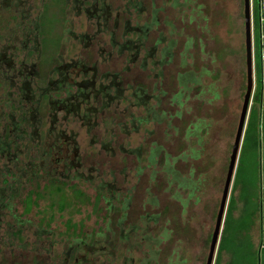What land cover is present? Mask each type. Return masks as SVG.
Masks as SVG:
<instances>
[{
    "label": "rangeland",
    "instance_id": "rangeland-1",
    "mask_svg": "<svg viewBox=\"0 0 264 264\" xmlns=\"http://www.w3.org/2000/svg\"><path fill=\"white\" fill-rule=\"evenodd\" d=\"M51 1L45 0V4ZM42 2L29 0L28 5H33L36 13L43 8ZM256 2L259 0H251L254 89L258 62L262 64L264 54L263 24ZM106 3L112 12L109 24L118 17V25L108 29L102 26L101 31L96 20L89 19L84 12L78 14L73 4L68 6L67 23H63L62 29V43L64 37L65 42L58 53L63 54L64 61L85 59L89 66L98 64V78L105 72H122V79L117 80L122 81L119 87L123 92L115 104L118 118L124 113V122L133 130L127 134L120 132L121 125L116 127L121 133L116 141L120 139L122 147L115 146V153L102 148V143H109L111 137H99L95 143L93 137H79L80 153L86 164L80 170L83 177L74 182L92 197L98 193L110 198L113 209L111 213L105 211L109 204L102 199L104 202L81 206L79 212L55 209L48 222L43 221V214L39 215L36 209L29 210L28 215L20 210V221L12 214L6 215L1 222L0 264H78L75 256H82V251L78 254L73 249L68 260L65 255L77 239L87 240L88 246L100 240L99 245L107 247L100 254H90V263L80 264H144L157 249L160 251L157 262L151 259L150 264L206 263L246 92L244 0H106ZM146 25L150 29L142 30ZM113 31L115 47L111 43ZM83 37L86 39L82 40ZM128 40L138 58L127 65L124 62L127 53L121 55L120 49ZM103 48L112 52L111 57L107 52L100 55ZM22 56L27 55L22 51ZM41 58L36 54L27 62L37 63L40 70ZM144 61L147 68L142 67ZM127 66L130 70L126 72ZM159 72L162 77L158 84L155 75ZM186 72L193 73L195 81L185 87L177 83V74ZM43 80L35 78L31 85H43ZM110 81L109 77L104 83ZM131 85L144 86L151 96L158 93V88L165 91L158 110L165 109L171 117L178 112L179 116L174 120L167 117L163 124L154 123L146 106L136 104L139 100L133 96ZM11 89L7 85L0 91L6 103L15 97V93L9 95ZM175 94L179 97L178 105L173 101ZM155 102L151 97L147 106H156ZM253 102L252 99L251 107ZM114 110H105L108 120ZM131 114L151 120L136 122V129L131 125ZM158 145L164 151L161 157L155 156L153 163L152 149ZM139 148L140 155L136 152ZM166 160L175 162L184 177L196 181L192 196L191 191L179 189L164 172ZM102 183L106 187L100 190ZM109 183L115 184L112 191ZM239 195L240 189H234L233 182L228 207L235 196L238 199L235 215L242 206ZM127 199L130 203L123 211ZM144 216H148L147 221ZM70 220L76 228L70 225ZM41 228L50 233H37ZM146 236L149 241L144 239ZM253 236L258 241V227ZM217 256L218 251L216 259ZM228 260L224 254L221 264H227Z\"/></svg>",
    "mask_w": 264,
    "mask_h": 264
},
{
    "label": "flooded vegetation",
    "instance_id": "flooded-vegetation-1",
    "mask_svg": "<svg viewBox=\"0 0 264 264\" xmlns=\"http://www.w3.org/2000/svg\"><path fill=\"white\" fill-rule=\"evenodd\" d=\"M41 1L43 8L35 13V7L28 5L29 0H0V91H4L9 85L12 88L9 95L15 93V97L7 103L1 99L4 94H0V236H3L1 222L5 220L6 215L12 214L13 218L20 221V210H23V215H28L29 210L36 209L39 215L43 214V221L48 222L49 217H53L54 209L58 210L54 208V184H60L67 191L70 186L78 185L74 183L75 180L83 177L80 170L84 168L86 162L80 153L79 137H93L92 143L97 142L99 137H111L109 143H102V148H110L115 153V146L122 147L120 139L116 141V137H121L116 127L121 125L120 132L127 134L133 130V128L129 130L128 124L124 122V113L118 118L115 104L123 92L119 87L122 81L117 80L122 79V72L109 71L98 78V64L89 66L85 59L64 61L63 54L58 53L65 42L64 37L62 43V37L64 24L67 23L66 10L70 4H73L78 14L84 12L89 19L96 20L100 31L102 26L103 29H108L118 25V17L112 25L109 24L112 17L111 6L106 0H50L51 4L47 2L45 4V0ZM144 28L149 30L150 26L146 25ZM112 35L111 43L115 47L117 41L114 39V31ZM85 39L86 37L82 38ZM104 50L100 49V55L107 52ZM22 51L31 59L22 56ZM132 51L131 42L125 41L120 54L127 53L128 58L124 61L127 65L137 61L138 55ZM152 53L153 50L147 53V57ZM36 54L42 57L40 70L37 69V63L27 62L32 61ZM106 55L111 57L112 52L109 51ZM146 65L147 62L144 61L142 67L147 68ZM127 70H130L128 66L126 72ZM155 76L159 84L162 72ZM109 77L111 81L105 84L104 80ZM181 77V74H177L178 84L182 83ZM35 78L44 79L43 85H31L32 81L35 83ZM130 88L133 96L139 100L136 104L146 106L148 116L152 115L154 123L163 124L167 117L174 120L179 116L178 112L171 117L165 109L161 112L158 110L166 93L160 91V88L158 95L154 93L153 96L149 95L144 86L131 85ZM151 97L155 99L156 106L148 107L147 100ZM173 101L176 105L180 104L178 94H175ZM107 108L115 109L109 120L105 116ZM131 117V125L136 129H138L136 122L142 124L151 120L149 117H135L134 114H131ZM174 134H177L176 128ZM163 151L164 148L158 145L152 149L151 154H156L159 158ZM136 152L140 155L141 148ZM172 164L175 171H178L175 162ZM163 170L166 171V162ZM109 184L112 191L115 184ZM176 184L178 186L177 182ZM105 185L106 183H102L100 190L105 188ZM98 197L100 203L104 202L102 200L104 199L109 204L105 211L111 213L113 201L96 193V196H93L95 203ZM128 203L130 201L127 199L123 211L128 208ZM146 218L148 216H144L143 220L147 221ZM36 232L46 235L50 233L45 228ZM99 236L103 235L100 233ZM149 238L144 237L148 241ZM100 243L101 241L97 240L92 246H71L65 252L66 259L72 257L74 249L79 252L78 254L80 251L83 252L82 256H75V262L90 263L92 258L90 254L106 251L107 247L99 245ZM147 248L149 249V246ZM159 253L158 249L155 250L151 259L157 262ZM151 259L147 258L143 263L150 264Z\"/></svg>",
    "mask_w": 264,
    "mask_h": 264
},
{
    "label": "trees",
    "instance_id": "trees-1",
    "mask_svg": "<svg viewBox=\"0 0 264 264\" xmlns=\"http://www.w3.org/2000/svg\"><path fill=\"white\" fill-rule=\"evenodd\" d=\"M258 3V2H256ZM262 3V4H261ZM259 6L260 17L264 18V0ZM145 28H142V30ZM256 89L253 105L247 121V127L239 157V163L234 179V189H240L239 200L242 206L238 215V199L232 197L225 217V223L218 248V256L215 264H221L222 257H229L227 264H264V84L263 69L258 62L256 71ZM183 85L195 81L193 73L181 74ZM140 94V93H139ZM142 95V94H140ZM156 154H152L150 160L154 163ZM166 171L172 176V182H177L182 190L191 191L197 188L196 181L184 177L175 171L172 162L166 160ZM262 172V174H261ZM66 191L60 184H54L53 199L54 208L61 212L66 209L79 212L81 206L95 205L100 201L83 191L78 185H73ZM262 205V208H261ZM55 210V209H54ZM72 226V220H70ZM76 228L73 224L71 227ZM258 227V241L254 239L253 231ZM88 246L87 240L77 239L73 246Z\"/></svg>",
    "mask_w": 264,
    "mask_h": 264
},
{
    "label": "water",
    "instance_id": "water-1",
    "mask_svg": "<svg viewBox=\"0 0 264 264\" xmlns=\"http://www.w3.org/2000/svg\"><path fill=\"white\" fill-rule=\"evenodd\" d=\"M261 0H259V4ZM244 19H245V47H246V66H247V84L246 92L243 98L242 110L240 113L235 140L232 146L227 173L222 187V196L216 215L214 230L211 235L209 251L205 264H215L217 251L219 248L221 235L225 223L231 189L235 179L239 157L244 140V135L247 127L251 101L255 88L254 78V57H253V42H252V3L251 0H244ZM263 57V54H262ZM262 208V205H261Z\"/></svg>",
    "mask_w": 264,
    "mask_h": 264
},
{
    "label": "crops",
    "instance_id": "crops-1",
    "mask_svg": "<svg viewBox=\"0 0 264 264\" xmlns=\"http://www.w3.org/2000/svg\"><path fill=\"white\" fill-rule=\"evenodd\" d=\"M261 21H262V24H263V36L261 35V38L263 37V40H264V18L262 19L261 18ZM264 63V54H263V58H262V64ZM263 69V80H264V68L262 67ZM263 84H264V81H263ZM263 100H264V97H263Z\"/></svg>",
    "mask_w": 264,
    "mask_h": 264
},
{
    "label": "built area",
    "instance_id": "built-area-1",
    "mask_svg": "<svg viewBox=\"0 0 264 264\" xmlns=\"http://www.w3.org/2000/svg\"><path fill=\"white\" fill-rule=\"evenodd\" d=\"M261 4H262V3H261ZM262 179H263L262 181H264V176H263V174H262Z\"/></svg>",
    "mask_w": 264,
    "mask_h": 264
}]
</instances>
